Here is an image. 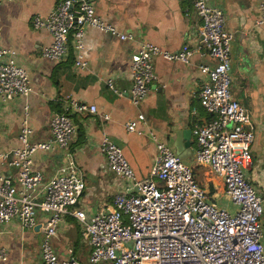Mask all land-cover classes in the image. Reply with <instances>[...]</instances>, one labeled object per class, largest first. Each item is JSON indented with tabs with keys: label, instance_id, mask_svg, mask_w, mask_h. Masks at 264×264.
<instances>
[{
	"label": "built area",
	"instance_id": "1",
	"mask_svg": "<svg viewBox=\"0 0 264 264\" xmlns=\"http://www.w3.org/2000/svg\"><path fill=\"white\" fill-rule=\"evenodd\" d=\"M192 4L201 20L200 44L185 42L171 51L152 41L139 42L131 54L128 94L134 105L145 97L156 79V55L188 63L199 48L208 50L214 62L199 65L205 78L198 99L210 116L191 129L196 146L192 161L180 159L168 143L157 140L149 175L138 178L122 148L104 136L100 150L108 168L130 180V186L116 192L111 205L88 214L78 204L85 184L73 157L65 156L58 170L43 181L42 171L33 166V155L67 147L76 130L70 112H96L94 103L66 101L64 110L51 116V137L46 140L30 139L32 129L24 117L18 133L20 145L0 153V158L17 167L15 178L0 170V224L17 218L23 227H31L36 213L43 212L38 264H264V192L245 177L251 165L254 125L246 107L231 93L232 33L226 28L222 8L210 0H192ZM32 22L52 37L41 49L43 56L62 61L73 47L74 63L79 66L86 65L81 54L85 25L131 38L96 13L91 0H57L46 16L36 15ZM256 22L264 23V1L258 5ZM107 83L113 86L111 79ZM30 91L27 70L0 43V103ZM143 117L139 112L126 128L135 131ZM193 165L208 166L222 177L224 193L233 207L218 204L196 182ZM67 214L84 226L83 236L91 246L87 263L69 253L60 257L52 244L57 225ZM6 258V249L0 246V261Z\"/></svg>",
	"mask_w": 264,
	"mask_h": 264
},
{
	"label": "crops",
	"instance_id": "2",
	"mask_svg": "<svg viewBox=\"0 0 264 264\" xmlns=\"http://www.w3.org/2000/svg\"><path fill=\"white\" fill-rule=\"evenodd\" d=\"M91 1L96 13L131 38L85 25L81 49L85 66L74 63L73 47L69 57L62 61H53L41 53L52 37L46 29L36 28L32 19L36 15L46 16L57 0L0 3V43L27 70L31 85L27 96L19 95L0 103V153L20 145L18 133L24 117L32 129L30 139L46 140L51 137L50 118L58 113V103L61 111L70 99L94 103L96 112H70L76 130L67 147L56 146L33 155V166L42 171L43 181L58 170L65 156L73 157L85 184L78 204L88 214L111 205L114 194L130 186V180L117 177L108 168L100 150L104 136L122 148L138 178L149 175L157 154V140L168 143L174 150V141L187 138L194 154L196 146L190 130L210 116L198 99L205 78L199 65L214 62L205 47L195 51L188 63L156 55L153 58L156 79L142 101L134 105L128 96L132 86L130 60L139 42L152 41L171 51L185 42L196 46L200 44L201 20L192 0ZM262 1L210 0L223 9L226 28L232 33L231 93L246 107L254 125L251 165L245 174L261 193L264 192V23H257L256 19ZM108 79L112 80V87ZM139 112L143 113V119H139L135 131H129L126 123ZM200 167L203 188L221 199L222 205L233 207L224 193L222 177L208 166ZM0 170L16 177L17 167L9 164V159L0 158ZM43 218V212L38 211L31 227H23L17 218L0 224V246L7 252L6 260L0 264H38ZM77 224L73 215H64L51 241L60 257L69 253L87 263L91 246Z\"/></svg>",
	"mask_w": 264,
	"mask_h": 264
},
{
	"label": "water",
	"instance_id": "3",
	"mask_svg": "<svg viewBox=\"0 0 264 264\" xmlns=\"http://www.w3.org/2000/svg\"><path fill=\"white\" fill-rule=\"evenodd\" d=\"M191 132V130H190ZM174 153L183 160H192L194 157L193 149L191 148V142L189 139L184 138L183 141L173 142Z\"/></svg>",
	"mask_w": 264,
	"mask_h": 264
},
{
	"label": "rangeland",
	"instance_id": "4",
	"mask_svg": "<svg viewBox=\"0 0 264 264\" xmlns=\"http://www.w3.org/2000/svg\"><path fill=\"white\" fill-rule=\"evenodd\" d=\"M192 168H193V170H194V178H195V180H196V182L201 186V187H203L202 186V181L204 180V178H203V174H202V172H203V170H202V167H200V166H197V165H193L192 166ZM245 177H246V174H245ZM246 179H247V177H246ZM248 180V179H247ZM249 182V181H248ZM250 183V182H249ZM208 192H209V190H208ZM215 197V196H214ZM221 197H223V196H221ZM216 198V201L218 202V204H221L222 205V203H221V199H218V197H215ZM226 198V197H225ZM223 205H225V204H223ZM263 217H264V214H263ZM78 222V227H79V229H80V231H83V229H84V226H83V224L81 223V222H79V221H77ZM263 233H264V225H263Z\"/></svg>",
	"mask_w": 264,
	"mask_h": 264
},
{
	"label": "trees",
	"instance_id": "5",
	"mask_svg": "<svg viewBox=\"0 0 264 264\" xmlns=\"http://www.w3.org/2000/svg\"><path fill=\"white\" fill-rule=\"evenodd\" d=\"M61 104L60 103H58V112H60L61 111ZM192 172H193V176H194V170L192 169ZM199 183V182H198ZM200 184V183H199ZM211 192H212V190H211Z\"/></svg>",
	"mask_w": 264,
	"mask_h": 264
}]
</instances>
